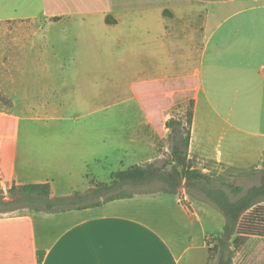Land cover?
<instances>
[{
    "label": "crops",
    "instance_id": "1",
    "mask_svg": "<svg viewBox=\"0 0 264 264\" xmlns=\"http://www.w3.org/2000/svg\"><path fill=\"white\" fill-rule=\"evenodd\" d=\"M99 1L108 6L96 14L110 32L108 43L136 45L143 68L132 90L134 84L163 88L153 93L148 108L139 101L144 119L138 125L42 127L44 156L37 163L31 159L35 150L17 147L16 125L10 164L6 160L9 175L0 168V184L50 182L58 196L105 182L89 180L91 156L110 157L98 153L99 147L112 148L116 140L125 150L120 159L132 155L141 160L130 164L146 162L150 155L144 152L156 147L147 133L167 137L165 122L176 117L169 110L185 100L178 95L189 93L194 98L190 156L235 169L263 168L264 0H10L6 11L0 3V21L57 19L62 24L87 16L80 8L84 2ZM181 79L185 82L177 88ZM171 81L177 89L166 90ZM158 95L169 96L168 107L161 108ZM156 116L164 121L161 132L152 124ZM16 210L0 215V264H209L208 239L225 224L220 210L189 206L169 194L62 212ZM250 243V264H262L264 237L250 236Z\"/></svg>",
    "mask_w": 264,
    "mask_h": 264
},
{
    "label": "rangeland",
    "instance_id": "2",
    "mask_svg": "<svg viewBox=\"0 0 264 264\" xmlns=\"http://www.w3.org/2000/svg\"><path fill=\"white\" fill-rule=\"evenodd\" d=\"M0 3L2 11H6L10 0H0ZM80 8L88 15L62 24L57 19L0 21V125L7 124L9 118L16 119L17 147L23 152L35 150L31 156L35 163L44 156L42 127L90 125L117 130L141 124L144 119V109L132 90V81L143 68L135 52L136 45L132 43L129 48L126 44L108 43L110 32L99 19L101 14L96 16L98 11L108 8L105 2H84ZM88 109L97 110L96 116H85L83 112ZM187 110L188 104L184 101L176 103L169 113L186 123ZM126 111L130 112L129 116H118V112ZM147 136L156 141V147L144 152L150 155L145 161L165 157L169 151L168 136L160 139L150 131ZM110 145L112 148L98 150V153H109V158L91 156L89 180L109 182L111 173L134 165L129 161L141 160L132 155L120 159L125 150L118 148L116 140ZM195 159V166L201 172L220 174L223 179L243 187L258 183L259 173L255 168L235 169ZM9 190L10 186L0 184V198L6 202L14 200ZM199 193L196 187L190 192L183 188L179 196L189 206L218 210ZM16 208L27 210L28 204L0 205V215H12L19 211ZM212 241L210 246L214 251L209 264H217L220 249ZM251 252L248 236L236 250L234 264H250ZM261 262L264 264V260Z\"/></svg>",
    "mask_w": 264,
    "mask_h": 264
},
{
    "label": "trees",
    "instance_id": "3",
    "mask_svg": "<svg viewBox=\"0 0 264 264\" xmlns=\"http://www.w3.org/2000/svg\"><path fill=\"white\" fill-rule=\"evenodd\" d=\"M107 21H110L109 17ZM187 80L195 84V79ZM180 82L185 80H179L178 86L176 81H171L165 83L164 87L166 90L174 89L176 86L180 88L182 87ZM160 88L163 86L154 83L133 85L135 95L145 108H148L149 102L153 103V93ZM178 96L185 99L180 102L185 101L188 104L187 122L184 123L179 117H171L165 122V126L170 130L169 151L165 157L115 171L111 173L109 182H93V186L89 189L75 191L69 195H53L50 182L13 183L9 192L14 200L6 202L0 198V205L25 202L28 204V211L62 212L103 205L115 199L148 196L151 193L179 196L181 189L186 188L190 192L196 187L199 188L198 195H203L225 217L222 232L211 235L208 239L210 245L213 243L212 240H215L219 246L217 264H234L236 250L244 243L246 237L253 235L264 237V161L263 168L257 169L258 183L249 187L235 184L232 180H225L220 174L199 171L195 166L196 159L190 156L189 151L194 98L190 93L187 97ZM158 97L160 102L162 101L161 108L168 107L169 96L158 95ZM163 123L161 116L152 117V124L158 132H161ZM16 125L14 117L9 118L7 124L0 125V134L3 135V138H0V168L6 178L9 175L6 160L10 164ZM181 200L184 202L182 198ZM209 251L210 255L214 251L211 246Z\"/></svg>",
    "mask_w": 264,
    "mask_h": 264
}]
</instances>
